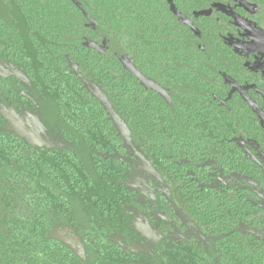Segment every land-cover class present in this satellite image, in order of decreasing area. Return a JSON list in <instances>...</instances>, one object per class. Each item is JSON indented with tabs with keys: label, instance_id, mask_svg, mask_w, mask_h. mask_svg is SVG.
Segmentation results:
<instances>
[{
	"label": "flooded vegetation",
	"instance_id": "flooded-vegetation-1",
	"mask_svg": "<svg viewBox=\"0 0 264 264\" xmlns=\"http://www.w3.org/2000/svg\"><path fill=\"white\" fill-rule=\"evenodd\" d=\"M192 1L174 23L178 46L147 52L140 70L99 38L122 68L124 111L108 97L116 68L108 85L70 79L69 88L49 63L1 58L10 136L62 187L50 199L64 221L50 234L76 255L102 249L156 264L175 247L226 264L236 243H264L250 232H264V0ZM86 86L104 93L135 153Z\"/></svg>",
	"mask_w": 264,
	"mask_h": 264
},
{
	"label": "trees",
	"instance_id": "trees-1",
	"mask_svg": "<svg viewBox=\"0 0 264 264\" xmlns=\"http://www.w3.org/2000/svg\"><path fill=\"white\" fill-rule=\"evenodd\" d=\"M192 3V0H0V61L3 55L10 59L17 57L13 60L25 61L28 69H32V59L43 65L49 63L55 75L66 77L63 84L69 88L70 79L80 86L93 85V79L97 78L108 85L109 72L116 68L122 77L117 78L116 89L108 97L121 105L127 100L128 86L121 80L124 74L119 71H122L119 64L115 67L111 56L102 55L99 38L113 39L133 56L140 70L147 52L162 51L160 48L173 51L178 46L179 30L174 23ZM124 107L125 104L121 106L123 111ZM7 112L0 102V264H153L102 249L76 255L54 240L50 233L64 218L52 208L59 205L50 198L60 196L63 189L49 183L44 174L49 178L52 172L44 170L41 175L33 165L32 152L10 136ZM251 243L233 245L226 264H264V243ZM165 253L155 262L225 264L220 258L214 262L205 253L175 247Z\"/></svg>",
	"mask_w": 264,
	"mask_h": 264
},
{
	"label": "water",
	"instance_id": "water-1",
	"mask_svg": "<svg viewBox=\"0 0 264 264\" xmlns=\"http://www.w3.org/2000/svg\"><path fill=\"white\" fill-rule=\"evenodd\" d=\"M104 38H106V37H104ZM12 73L15 74V75L21 76L20 72L14 71V69L12 70ZM86 89L101 103L103 108L107 111L108 115L110 116V118L114 122V125H115L118 133L125 138L126 146L135 153V151L133 150L132 142L130 140V133H129L127 127L123 123L120 122L118 116L112 111V109H111V107H110V105L108 103V100L106 99L104 93L97 87L86 86ZM165 194L170 199V194H169L168 190H167V193H165ZM241 230L242 231H246V229H241ZM250 232H252V233H254L256 235H264V232L263 233H259V232H256L253 229H250ZM203 241H205V240H203Z\"/></svg>",
	"mask_w": 264,
	"mask_h": 264
}]
</instances>
